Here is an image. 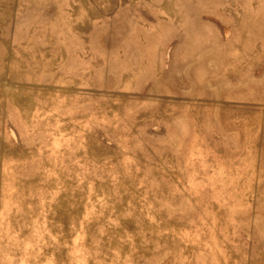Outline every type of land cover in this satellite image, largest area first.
<instances>
[{
    "label": "rangeland",
    "instance_id": "obj_1",
    "mask_svg": "<svg viewBox=\"0 0 264 264\" xmlns=\"http://www.w3.org/2000/svg\"><path fill=\"white\" fill-rule=\"evenodd\" d=\"M0 264H264V0H0Z\"/></svg>",
    "mask_w": 264,
    "mask_h": 264
}]
</instances>
